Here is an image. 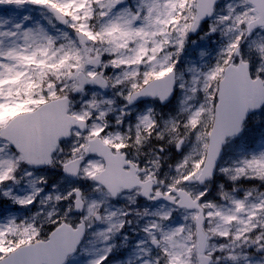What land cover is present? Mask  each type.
<instances>
[{"label":"snow or ice","instance_id":"1","mask_svg":"<svg viewBox=\"0 0 264 264\" xmlns=\"http://www.w3.org/2000/svg\"><path fill=\"white\" fill-rule=\"evenodd\" d=\"M0 264H264V0H0Z\"/></svg>","mask_w":264,"mask_h":264}]
</instances>
